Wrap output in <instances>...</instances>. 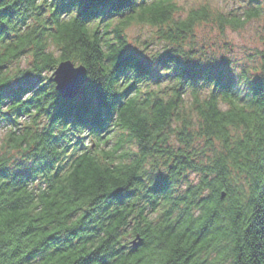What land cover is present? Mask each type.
<instances>
[{
	"label": "trees",
	"instance_id": "trees-1",
	"mask_svg": "<svg viewBox=\"0 0 264 264\" xmlns=\"http://www.w3.org/2000/svg\"><path fill=\"white\" fill-rule=\"evenodd\" d=\"M246 4L0 0V264H264V0ZM254 20L241 96L193 39ZM133 25L166 45V88ZM64 60L87 69L73 100L46 77Z\"/></svg>",
	"mask_w": 264,
	"mask_h": 264
},
{
	"label": "rangeland",
	"instance_id": "rangeland-1",
	"mask_svg": "<svg viewBox=\"0 0 264 264\" xmlns=\"http://www.w3.org/2000/svg\"><path fill=\"white\" fill-rule=\"evenodd\" d=\"M179 8L178 12L183 18L184 15L192 8H197L203 4H209L214 10L221 12H238L240 13L247 5L246 0H174ZM262 21H251L244 29L240 31L227 30L223 35L216 30L211 29L209 26L201 27L195 31L194 46L203 48V51H207V56L217 65V70L224 69L225 74L233 78L234 86L241 96L246 93V88L242 84L241 69H247L248 71L254 65V57L256 50L260 49L261 44L258 38L261 30ZM128 48L130 51L138 55L143 62L147 63L153 71L155 77L153 82L158 80L159 85L154 88H166L170 82L169 78L172 77V72L169 69L163 68L158 64L159 56L162 55V50L165 48V44L160 42L155 34L154 29L149 26L133 25L126 30ZM54 55L57 57L58 51L52 49ZM202 54V51L198 53L197 57ZM224 59L228 61L227 65ZM26 60H30L28 57ZM25 59H22L21 66H24ZM51 72L46 73V77L51 76ZM254 71L249 72V76H254ZM151 83V84H152ZM152 87V85H151ZM153 88V87H152ZM189 93L185 94L184 102L186 105L190 103ZM119 134V131H117ZM3 136V131H0V140ZM117 139L116 130L109 135L106 148H111ZM90 138L88 139V141ZM128 145L122 149L127 148ZM131 151H135V147L132 146ZM191 181H196L197 177L191 175L189 178ZM154 217V215H152ZM132 239V238H131ZM130 239V240H131Z\"/></svg>",
	"mask_w": 264,
	"mask_h": 264
},
{
	"label": "water",
	"instance_id": "water-1",
	"mask_svg": "<svg viewBox=\"0 0 264 264\" xmlns=\"http://www.w3.org/2000/svg\"><path fill=\"white\" fill-rule=\"evenodd\" d=\"M87 76V69L83 65H75L71 60H64L57 64L49 82L53 83L55 91L64 100L75 99L83 85ZM118 189L117 192H121ZM223 197V194H222ZM142 238L137 235L132 241L131 246L138 248L141 245Z\"/></svg>",
	"mask_w": 264,
	"mask_h": 264
}]
</instances>
